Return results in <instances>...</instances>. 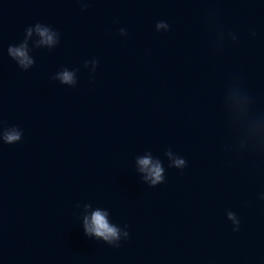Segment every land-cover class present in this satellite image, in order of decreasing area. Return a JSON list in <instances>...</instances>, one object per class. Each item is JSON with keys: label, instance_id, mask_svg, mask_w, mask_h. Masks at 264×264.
Returning a JSON list of instances; mask_svg holds the SVG:
<instances>
[{"label": "water", "instance_id": "obj_1", "mask_svg": "<svg viewBox=\"0 0 264 264\" xmlns=\"http://www.w3.org/2000/svg\"><path fill=\"white\" fill-rule=\"evenodd\" d=\"M0 264H264V0H0Z\"/></svg>", "mask_w": 264, "mask_h": 264}, {"label": "clouds", "instance_id": "obj_2", "mask_svg": "<svg viewBox=\"0 0 264 264\" xmlns=\"http://www.w3.org/2000/svg\"><path fill=\"white\" fill-rule=\"evenodd\" d=\"M41 36H46L45 32H41L40 33ZM48 39L50 40L51 37H48ZM13 54L19 57H25V53L22 50L16 49L13 50ZM63 79L65 81H70L71 80V76L68 73H65L63 75ZM18 139V137L16 135H9L7 137V140L9 142L14 141ZM141 165L144 167H147L150 163L149 160L145 159L140 161ZM182 161H177V164H181ZM150 174L153 178V183L157 182L160 180V168L159 166L153 167L152 169H150ZM92 227L89 228V231L94 232L97 236H101L104 239H109L111 237H115L116 236V230L114 228L109 227V225L107 224L106 220L104 219L103 215L99 212H96L93 217H92Z\"/></svg>", "mask_w": 264, "mask_h": 264}]
</instances>
